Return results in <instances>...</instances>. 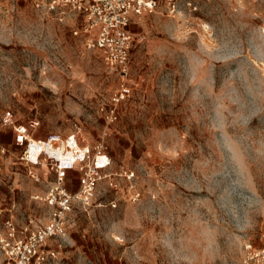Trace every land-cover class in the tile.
Returning a JSON list of instances; mask_svg holds the SVG:
<instances>
[{
  "label": "rangeland",
  "instance_id": "rangeland-1",
  "mask_svg": "<svg viewBox=\"0 0 264 264\" xmlns=\"http://www.w3.org/2000/svg\"><path fill=\"white\" fill-rule=\"evenodd\" d=\"M47 1L0 0V229L49 214L54 174L27 175L23 127L103 142L111 158L51 264H241L245 245L263 247L264 0H158L133 17L132 91L111 123L99 110L119 74L73 35L80 15Z\"/></svg>",
  "mask_w": 264,
  "mask_h": 264
},
{
  "label": "built area",
  "instance_id": "built-area-1",
  "mask_svg": "<svg viewBox=\"0 0 264 264\" xmlns=\"http://www.w3.org/2000/svg\"><path fill=\"white\" fill-rule=\"evenodd\" d=\"M163 2L172 11L176 0ZM158 4V0H48L46 3L49 11L80 15V28L73 35L83 37L84 47L99 52L104 67L119 74L120 84L111 97L110 107L99 110L108 123L116 120V107L132 91L129 58L134 39L129 25L133 17L153 12ZM2 124L9 128L14 126L9 112L2 116ZM14 130V141L22 147L20 161L27 168V175L39 181L37 169H48L53 172L54 180L45 197L40 199L49 210L47 221L41 223L35 217H27L24 221L9 217L2 223V264H51L57 259V248L62 245L75 205L85 207L89 204L101 179L100 173L111 165V158L103 142L90 147L76 134H49L40 138L23 127ZM71 171L79 174V187L75 192L67 187ZM53 242L56 247L52 246ZM241 264H264V246L245 245Z\"/></svg>",
  "mask_w": 264,
  "mask_h": 264
}]
</instances>
